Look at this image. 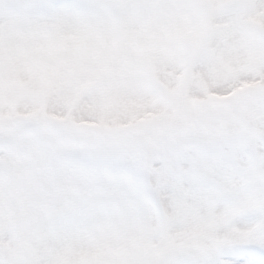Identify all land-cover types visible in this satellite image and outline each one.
<instances>
[{
	"label": "snow or ice",
	"instance_id": "1",
	"mask_svg": "<svg viewBox=\"0 0 264 264\" xmlns=\"http://www.w3.org/2000/svg\"><path fill=\"white\" fill-rule=\"evenodd\" d=\"M0 264H264V0H0Z\"/></svg>",
	"mask_w": 264,
	"mask_h": 264
}]
</instances>
